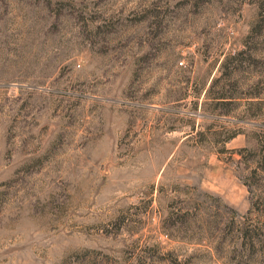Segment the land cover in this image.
I'll return each instance as SVG.
<instances>
[{"label":"rangeland","instance_id":"1","mask_svg":"<svg viewBox=\"0 0 264 264\" xmlns=\"http://www.w3.org/2000/svg\"><path fill=\"white\" fill-rule=\"evenodd\" d=\"M259 1L0 0V264H264Z\"/></svg>","mask_w":264,"mask_h":264},{"label":"trees","instance_id":"2","mask_svg":"<svg viewBox=\"0 0 264 264\" xmlns=\"http://www.w3.org/2000/svg\"><path fill=\"white\" fill-rule=\"evenodd\" d=\"M259 11H260V16L262 17V22H264V0L259 1ZM231 58V57H230ZM228 58H225L224 61H227ZM225 62H222L221 65L223 67Z\"/></svg>","mask_w":264,"mask_h":264}]
</instances>
